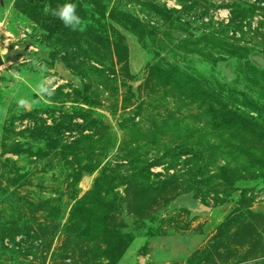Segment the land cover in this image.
<instances>
[{
  "label": "rangeland",
  "instance_id": "374dc122",
  "mask_svg": "<svg viewBox=\"0 0 264 264\" xmlns=\"http://www.w3.org/2000/svg\"><path fill=\"white\" fill-rule=\"evenodd\" d=\"M76 5L0 0V264H264V0Z\"/></svg>",
  "mask_w": 264,
  "mask_h": 264
},
{
  "label": "trees",
  "instance_id": "16d2710c",
  "mask_svg": "<svg viewBox=\"0 0 264 264\" xmlns=\"http://www.w3.org/2000/svg\"><path fill=\"white\" fill-rule=\"evenodd\" d=\"M46 2L49 6H51V8H55L57 5L68 3V2L77 4L78 0H46ZM237 9H240V7H237ZM103 15H104V12H103ZM109 16H110L109 18L112 21L118 23L121 27L126 29L132 35H134L137 38L139 43L142 42V29L140 28L138 21L134 20L130 15H128L124 12L123 13L122 12H118V13H115V12L111 13L110 12ZM234 18H235V11H232V21ZM38 26H39V29L44 32L43 37L46 39H50L54 36L55 37H57V36H68L70 33L71 34H77L76 30L73 31L70 28L65 27L59 19L52 17L50 14H46L40 20ZM23 46H24V50H25L26 44H24ZM232 49L234 50L233 47H232ZM9 60L10 59L5 60V61H9ZM93 191L94 190H92L88 194H86V197H88L89 195H92L94 193ZM2 194L4 196L3 200L5 202H9L13 198V195H14L12 193H11L12 195L7 194L6 191H3ZM117 237L119 239H117L116 241H113L109 247L110 250L116 249L113 252V254H116V255L112 254L113 257H116V256L120 257L122 255L121 254L122 247H125L130 242L127 240L126 236H122V235H120V233H117ZM195 255L196 254H194V256Z\"/></svg>",
  "mask_w": 264,
  "mask_h": 264
},
{
  "label": "clouds",
  "instance_id": "9594fccd",
  "mask_svg": "<svg viewBox=\"0 0 264 264\" xmlns=\"http://www.w3.org/2000/svg\"><path fill=\"white\" fill-rule=\"evenodd\" d=\"M45 13L50 14L52 17L59 19L62 24L71 30H77L83 23L82 18L77 14V5L71 2L57 5L55 8L45 6ZM25 100H21L20 104H25ZM102 264H109L106 257L101 258Z\"/></svg>",
  "mask_w": 264,
  "mask_h": 264
},
{
  "label": "water",
  "instance_id": "95a60500",
  "mask_svg": "<svg viewBox=\"0 0 264 264\" xmlns=\"http://www.w3.org/2000/svg\"><path fill=\"white\" fill-rule=\"evenodd\" d=\"M212 1H218V0H212ZM220 1H230V0H220ZM3 53L0 51V68L2 67V65L4 64V60H3ZM83 182L88 185L90 180L88 178H83ZM210 207H208L207 205L198 202L196 204V207L191 209L192 213H200V212H209L210 211Z\"/></svg>",
  "mask_w": 264,
  "mask_h": 264
},
{
  "label": "built area",
  "instance_id": "2783aa9c",
  "mask_svg": "<svg viewBox=\"0 0 264 264\" xmlns=\"http://www.w3.org/2000/svg\"><path fill=\"white\" fill-rule=\"evenodd\" d=\"M26 36V34L25 33H22V35H20V38L22 37V38H24ZM4 47L5 48H8L9 47V42H8V40H6L5 42H4ZM6 50V49H5Z\"/></svg>",
  "mask_w": 264,
  "mask_h": 264
}]
</instances>
